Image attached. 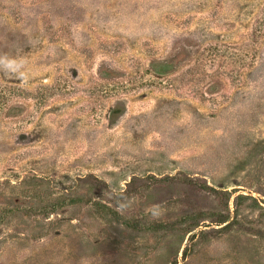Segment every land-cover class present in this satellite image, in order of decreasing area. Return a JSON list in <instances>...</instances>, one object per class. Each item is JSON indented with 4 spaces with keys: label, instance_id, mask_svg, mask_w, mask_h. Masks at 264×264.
<instances>
[{
    "label": "rangeland",
    "instance_id": "rangeland-1",
    "mask_svg": "<svg viewBox=\"0 0 264 264\" xmlns=\"http://www.w3.org/2000/svg\"><path fill=\"white\" fill-rule=\"evenodd\" d=\"M0 264H264V0H0Z\"/></svg>",
    "mask_w": 264,
    "mask_h": 264
},
{
    "label": "clouds",
    "instance_id": "clouds-1",
    "mask_svg": "<svg viewBox=\"0 0 264 264\" xmlns=\"http://www.w3.org/2000/svg\"><path fill=\"white\" fill-rule=\"evenodd\" d=\"M0 59H2V58H0Z\"/></svg>",
    "mask_w": 264,
    "mask_h": 264
}]
</instances>
